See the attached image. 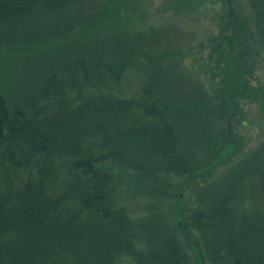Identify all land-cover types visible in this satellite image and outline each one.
I'll list each match as a JSON object with an SVG mask.
<instances>
[{
	"label": "trees",
	"instance_id": "trees-1",
	"mask_svg": "<svg viewBox=\"0 0 264 264\" xmlns=\"http://www.w3.org/2000/svg\"><path fill=\"white\" fill-rule=\"evenodd\" d=\"M76 1L0 0V264H264V0Z\"/></svg>",
	"mask_w": 264,
	"mask_h": 264
},
{
	"label": "rangeland",
	"instance_id": "rangeland-1",
	"mask_svg": "<svg viewBox=\"0 0 264 264\" xmlns=\"http://www.w3.org/2000/svg\"><path fill=\"white\" fill-rule=\"evenodd\" d=\"M87 2V4H93L95 3L96 5L91 8L89 7V9L86 11L87 14H91V15H95L97 13H99V11L102 9V7L105 4H109L110 0H84ZM134 1V0H133ZM142 1H146V0H142ZM161 0H156V2H160ZM211 1L213 4H216L215 7H213L211 9V7H206L207 11L206 13H203L201 15H199V18H194V19H190V18H179V20H177L178 18H175L176 22H178L179 26H180V31H184L188 30V31H184V34L187 36L188 33L190 34H195L197 35V30L200 26H206L205 27V31L209 34H207V36L210 38L212 36H214L215 34H219V18L221 16V14L224 12V10L226 9V3L224 0H208ZM233 5L235 7H238L239 5H243L244 7L248 8L249 11H252L249 8V0H231ZM78 4H80V10L83 9V4L80 0L76 1L75 3V7L78 6ZM247 5V6H246ZM87 6V5H86ZM139 6V4H138ZM123 7H118L119 12L121 14H126L127 10L122 9ZM240 10V8H238ZM241 12H243V10H241ZM86 14L82 13L81 15L78 16V19L82 21H86L85 18ZM91 17V16H89ZM152 20H154V18H152ZM160 21V20H158ZM215 25L213 27L210 28V26ZM43 29L45 30L42 33V37L43 40L41 42H37V36L36 37H32V36H27L28 34L24 35V38H22L20 36L19 40H16V45H10V46H6L7 44L1 45L0 46V76L2 77H11L14 75H17L19 73H21L26 69H28L26 66L30 65L31 63L29 62V57L33 56L36 54V50L42 46H45V50H47L48 48H53L55 46L51 45L52 43V38L51 36L47 35V28L45 25H43ZM213 28V29H212ZM81 25L80 24H74L71 29H70V33H71V39H69V41L67 42V46L69 45L71 47V43L72 41H75V37L78 36L81 31ZM47 31V32H46ZM203 31V32H205ZM188 32V33H187ZM106 33H103L101 35H104ZM168 34L165 35V31L164 33L161 35V38L164 39L167 37ZM170 35V34H169ZM19 36V34H18ZM161 38L159 37V39L161 40ZM170 38L174 41L177 42L176 39L178 38V36L173 35L170 36ZM182 38V37H181ZM192 38V36H190V39ZM196 38V36H195ZM39 39V38H38ZM168 39V38H167ZM189 38H185L182 39L181 44H184L185 42L190 41ZM41 40V39H39ZM171 40V41H172ZM30 41V42H29ZM36 41V42H34ZM59 42H62L63 40H58ZM162 41V40H161ZM26 42V43H25ZM163 42V41H162ZM170 43V42H169ZM172 46L175 43H170ZM184 46V45H183ZM185 47V46H184ZM39 50V49H38ZM36 51V52H35ZM115 54L119 55L120 52L118 50V48L115 49ZM5 59V62H3V60ZM24 61H27L24 65ZM189 61V59H188ZM264 70L260 71L259 73L263 74ZM20 76V75H19ZM254 82H257V80H254ZM249 109H252L254 107H248ZM249 119L251 122V125L249 127L250 130V135L252 136V142H259L260 140H262L263 136H264V121L260 118H252V116H254V114L250 112ZM239 128L241 130H245L243 125H239ZM189 195V193H188Z\"/></svg>",
	"mask_w": 264,
	"mask_h": 264
}]
</instances>
